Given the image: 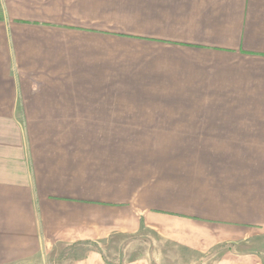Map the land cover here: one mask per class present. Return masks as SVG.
<instances>
[{
  "label": "crops",
  "instance_id": "1",
  "mask_svg": "<svg viewBox=\"0 0 264 264\" xmlns=\"http://www.w3.org/2000/svg\"><path fill=\"white\" fill-rule=\"evenodd\" d=\"M143 228L258 263L264 0H0V264Z\"/></svg>",
  "mask_w": 264,
  "mask_h": 264
},
{
  "label": "rangeland",
  "instance_id": "2",
  "mask_svg": "<svg viewBox=\"0 0 264 264\" xmlns=\"http://www.w3.org/2000/svg\"><path fill=\"white\" fill-rule=\"evenodd\" d=\"M224 232V230L215 229L210 234L204 233L200 239L206 246H210L201 252L198 250L184 249L177 244L160 238L154 231L143 228L138 233V237L128 239V243L131 244L128 245V251L125 252L126 254L122 258L145 256L150 260L151 264H217L222 258L223 260L219 264H264L263 230H259L256 234H253V237L259 241L258 263L249 258L247 260L239 258L242 259L241 262L239 260L236 261L234 259L235 256L229 251L230 245L234 243V235L229 236V233ZM101 247L102 251L104 250V256L111 258L112 251H108L105 244ZM248 247L242 246L241 250L247 251L249 250ZM86 248L88 246L85 244L65 246L49 251L43 255L39 254L32 259H26L12 264H71V261L75 257L83 254Z\"/></svg>",
  "mask_w": 264,
  "mask_h": 264
}]
</instances>
